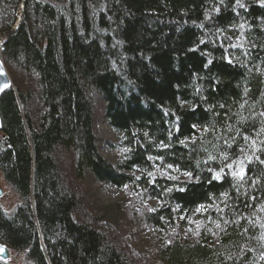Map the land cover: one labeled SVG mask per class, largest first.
<instances>
[{
	"label": "trees",
	"instance_id": "obj_1",
	"mask_svg": "<svg viewBox=\"0 0 264 264\" xmlns=\"http://www.w3.org/2000/svg\"><path fill=\"white\" fill-rule=\"evenodd\" d=\"M0 41L1 243L32 264H264V0H0ZM63 152L129 203L74 218Z\"/></svg>",
	"mask_w": 264,
	"mask_h": 264
},
{
	"label": "rangeland",
	"instance_id": "obj_2",
	"mask_svg": "<svg viewBox=\"0 0 264 264\" xmlns=\"http://www.w3.org/2000/svg\"><path fill=\"white\" fill-rule=\"evenodd\" d=\"M45 1V0H42ZM48 2H55L56 0H46ZM1 42V41H0ZM5 69L8 72V75L11 80V86L13 85V78L11 77V74L9 73L8 69L5 67ZM92 95V94H91ZM95 95V96H94ZM93 102L95 104L102 105V102H100L97 97V94H93ZM104 110L100 107V111L97 112V115L94 118V126L95 129H98L99 136L109 142L117 141L118 135H116L113 130L107 125L106 118L104 117ZM0 137H2V134L0 133ZM100 154L103 158L114 161L115 157L117 156L116 153L106 149H101ZM56 159L58 162V168L61 169V179H62V191H68L69 193L73 194V197L76 200L73 214L74 218H76L78 221L86 222V220L90 217L91 214H98L100 213L101 209H103L106 206L115 205L116 203H120L122 201H125L127 204L129 203L127 201V195L128 191L123 188H115L109 185H101L97 182H94L90 178H86L83 182L80 183L78 179L75 177L76 174H74L73 167L71 166V163H73V156L69 152H63L58 153L56 155ZM60 172V171H59ZM132 194H134L132 192ZM19 204V199L17 197V194L11 189V187L5 182L1 172H0V207L8 214L12 213V211L16 208V206ZM139 206L141 204H138ZM88 217V218H87ZM127 225L128 221L125 220ZM87 223V222H86ZM125 225L122 224L123 228H126ZM129 231L133 230V225L130 224ZM107 229L112 230L110 226H107ZM128 230H125L128 231ZM144 235L141 237L143 240L146 239V236H148V233L144 232L142 230ZM115 235H117V232L115 231ZM188 235V234H186ZM121 240V239H120ZM144 242V241H143ZM126 243V242H124ZM144 244H147V242H144ZM127 250H129V245H126ZM9 252V258L4 263L6 264H32L25 256L24 252H16L12 249L8 248ZM148 255H145L142 259L138 260L136 259L138 257L137 254L132 253L130 255V259L133 260L135 258V262L133 264H150L151 258L147 259ZM155 262H153L154 264ZM159 264V263H157Z\"/></svg>",
	"mask_w": 264,
	"mask_h": 264
},
{
	"label": "water",
	"instance_id": "obj_3",
	"mask_svg": "<svg viewBox=\"0 0 264 264\" xmlns=\"http://www.w3.org/2000/svg\"><path fill=\"white\" fill-rule=\"evenodd\" d=\"M11 87L10 77L5 69L3 62L0 60V95L7 88ZM9 258L8 247L0 242V261H7Z\"/></svg>",
	"mask_w": 264,
	"mask_h": 264
},
{
	"label": "bare ground",
	"instance_id": "obj_4",
	"mask_svg": "<svg viewBox=\"0 0 264 264\" xmlns=\"http://www.w3.org/2000/svg\"><path fill=\"white\" fill-rule=\"evenodd\" d=\"M0 60H1V53H0ZM2 61V60H1ZM7 71V70H6ZM8 73V72H7ZM3 244V243H2ZM5 245V244H4ZM4 262V261H3ZM6 264V263H5Z\"/></svg>",
	"mask_w": 264,
	"mask_h": 264
}]
</instances>
